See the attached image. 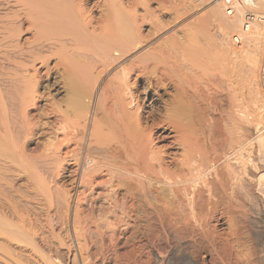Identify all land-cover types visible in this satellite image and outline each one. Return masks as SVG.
<instances>
[{
    "label": "bare ground",
    "instance_id": "obj_1",
    "mask_svg": "<svg viewBox=\"0 0 264 264\" xmlns=\"http://www.w3.org/2000/svg\"><path fill=\"white\" fill-rule=\"evenodd\" d=\"M150 1L0 0V263L73 264L139 223L158 256L205 264L239 217L264 218V118L234 107L228 66L246 62L263 116L264 34L229 61L207 24L238 29L264 0L208 2L204 39L178 27L194 0Z\"/></svg>",
    "mask_w": 264,
    "mask_h": 264
},
{
    "label": "rangeland",
    "instance_id": "obj_2",
    "mask_svg": "<svg viewBox=\"0 0 264 264\" xmlns=\"http://www.w3.org/2000/svg\"><path fill=\"white\" fill-rule=\"evenodd\" d=\"M154 1V0H153ZM153 1L151 2V6H154ZM193 1V0H192ZM213 0H194L193 5L194 8H196L195 10H197L196 12L191 13L182 23L179 22L180 24L178 25V27H183L185 32V36L188 38H195V39H204L207 38L208 36L197 32L196 30L193 29V26L198 22V20L195 19L196 16H202L203 20L206 16L207 13V9H208V2H211ZM153 4V5H152ZM220 4L222 5V14L224 16H233V13L231 15H226L225 12V7H224V3L222 0H220ZM259 7V6H258ZM257 7V8H258ZM256 10L259 12H264V8H258ZM246 9L248 10H253L252 7H248L247 8H243V19H241V21L244 20V15H245V11ZM260 9V10H259ZM263 9V11H262ZM256 12V11H254ZM163 19L164 21L167 19L168 21H171V19H168L170 16L169 14H164L163 13ZM242 18V17H241ZM167 21V22H168ZM208 22V21H207ZM217 23H219L218 20L214 19V20H209V22L207 23L209 26H211L210 28V37H212L213 39H215L216 41H218L219 43H221L224 47V49L227 51V58L229 60V57L232 56V54L230 53L231 50H242L243 48H246L247 43L245 42V39L243 37L246 38V34H249L250 30H252V28L248 31H242V22L241 24H239L240 26L238 27V29H235L233 31L230 30H221L220 32L217 30ZM174 25V24H173ZM176 25V24H175ZM174 26H172L171 24L169 25V29L171 31V29H174ZM261 26V30L264 34V26L263 24H259ZM259 25H256L260 28ZM146 26H144L145 28ZM172 27V28H171ZM263 28V29H262ZM172 29V31H173ZM176 29V28H175ZM174 29V30H175ZM243 33L244 35L240 34ZM234 34H240V40L238 43L234 42L232 39V36ZM264 36V35H263ZM261 42H263V38L261 40ZM241 47V48H240ZM243 47V48H242ZM262 47V44L260 43V48ZM240 48V49H238ZM260 56H261V50L259 49V54H258V62H257V69H256V84L258 85V88L261 89V87L259 86V67H260ZM230 61V60H229ZM245 63L243 61L242 58H237L233 63H228V66L230 68H233V85L235 87H237V96L234 97L233 95V100H234V104H235V108L236 109H246L249 112V116L256 118L255 119H261L264 118V114L262 116V113L259 112L260 108L258 109V105L256 102H254V98L249 97L246 98L245 97V89L246 88H251V84H252V80L251 77L248 75V71L245 68ZM232 65V66H231ZM252 89V88H251ZM250 89V90H251ZM262 91V89L260 90ZM263 92V91H262ZM251 95V94H250ZM264 95V94H263ZM220 98L223 99V101L226 103L228 101V95L226 92V89L222 91V93H220L219 95ZM262 112V110H260ZM259 113L261 116H259ZM264 113V110H263ZM257 120V121H259ZM33 145H31L32 147ZM258 218V217H257ZM256 218V219H257ZM254 220L253 223L249 220L247 221L246 218L244 217H239L236 220L235 223V230L233 234L235 235H230V230H226L224 228V230L229 231V236L228 235V239L230 240V243H233V245H231L230 243H228L227 248L224 249H217L216 252H213L215 254H212L215 257L209 258V260H205V258H199L200 261H202L203 259L205 260V264H264V218L262 219H257ZM261 222H259V221ZM263 220V221H262ZM256 221V223H255ZM259 222V225H258ZM138 224V225H137ZM136 226L139 227V229L136 231L135 228H137L135 226V228L132 230L130 229L127 234L125 235L126 240L123 239L122 241L125 242L122 245L118 246L121 248L116 247H106L104 246L103 248H95L94 246L90 245L88 247L87 250H82L79 252H75V262L73 264H171L172 263V259H173V263L172 264H183L182 261L178 260L180 259L179 256H181V253L179 254V252L177 253L176 251H173L169 248H165V250L162 251H166L165 253H162L163 255L160 257L158 256V254H156L155 251H153L151 249V247L149 246V244L147 243L145 239V237H143L141 234L142 232L139 231L141 230L139 223H137ZM258 225V226H257ZM233 228V227H232ZM224 231V232H226ZM141 232V233H139ZM232 234V233H231ZM143 238V239H142ZM93 241H97L99 240V238L97 236L92 238ZM125 240V241H124ZM128 240V241H127ZM146 241V242H145ZM127 242V243H126ZM147 243V244H146ZM128 244V245H125ZM164 245V243H162ZM230 244V245H229ZM125 246V247H124ZM229 246H232L229 248ZM132 247V248H131ZM221 250V251H219ZM169 251V252H168ZM172 252H174V254H172ZM176 252V255H175ZM225 252V254H224ZM218 253V254H217ZM172 254V255H171ZM206 254V253H205ZM217 254V255H216ZM128 255V256H126ZM172 258H171V256ZM0 256L1 253H0ZM157 256V257H156ZM176 256L178 258H176ZM218 256V257H217ZM3 258L4 257V252H3ZM129 257V258H128ZM159 257V258H158ZM176 260H175V258ZM1 258V257H0ZM7 258V257H6ZM161 258V259H160ZM170 260H169V259ZM206 258L208 259V255H206ZM128 261H127V260ZM212 261H211V260ZM214 260V262H213ZM2 261V260H1ZM177 261V262H176ZM176 262V263H175ZM0 264H8V263H0ZM9 264H15L14 263H9ZM18 264V263H16ZM22 264H25L24 262ZM28 264V263H26ZM31 264V263H29ZM69 264H72L71 262Z\"/></svg>",
    "mask_w": 264,
    "mask_h": 264
},
{
    "label": "built area",
    "instance_id": "obj_3",
    "mask_svg": "<svg viewBox=\"0 0 264 264\" xmlns=\"http://www.w3.org/2000/svg\"><path fill=\"white\" fill-rule=\"evenodd\" d=\"M225 7V12L228 15H231L234 11V3L236 0H222ZM254 22H258L260 24H263L264 26V12H254L252 10L246 9L245 15H244V23L242 25V31H247L251 27V25ZM232 39L234 42L238 43L240 40V34H234L232 36ZM259 84L260 87L264 93V36H263V42L261 47V56H260V67H259Z\"/></svg>",
    "mask_w": 264,
    "mask_h": 264
}]
</instances>
